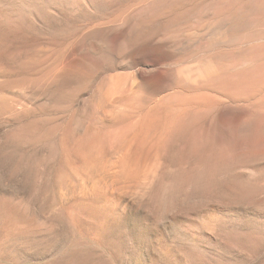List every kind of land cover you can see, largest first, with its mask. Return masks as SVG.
<instances>
[{"label": "rangeland", "instance_id": "1", "mask_svg": "<svg viewBox=\"0 0 264 264\" xmlns=\"http://www.w3.org/2000/svg\"><path fill=\"white\" fill-rule=\"evenodd\" d=\"M263 4L0 0V264H264Z\"/></svg>", "mask_w": 264, "mask_h": 264}, {"label": "bare ground", "instance_id": "2", "mask_svg": "<svg viewBox=\"0 0 264 264\" xmlns=\"http://www.w3.org/2000/svg\"><path fill=\"white\" fill-rule=\"evenodd\" d=\"M248 4H249V3H248ZM254 4H255V3H254ZM251 5H252V4H249L248 6L251 7ZM263 5H264V4H263ZM253 6H254V5H253ZM250 7H249V9H250ZM255 7H256V6H255ZM255 7H254V8H255ZM260 8H261V7H260ZM263 8H264V7H263ZM257 9H258V8H257ZM261 9H262V8H261ZM252 10H253V9H252ZM263 66H264V64H263L261 67L263 68ZM250 73H251V72H250ZM254 73L256 74V72H254ZM254 73H253V75H254ZM251 74H252V73H251ZM247 77H249V76H247ZM250 77H252V75H250ZM252 78H253V77H252ZM259 78H260V77H259ZM263 78H264V77H263ZM249 79H250V78H249ZM261 79H262V78H260V79L258 80V81H259V82H258L259 84H261V81H260ZM251 81H252V80H251ZM252 82H253V81H252ZM262 82H264V80H262ZM248 84H250V82H249ZM259 84H258V85H259ZM258 85H257V87H258ZM261 85H262V84H261ZM261 85H260V86H261ZM262 86H263V85H262ZM262 86H261V87H262ZM245 87H247V84H246ZM257 87H256V88H257ZM248 88H249V90H250L249 85H248ZM262 88H264V87H262ZM262 88H261V89H262ZM261 89H260V90H261ZM257 91H259V89H258ZM250 92H251V91H250ZM202 100H203V99H202Z\"/></svg>", "mask_w": 264, "mask_h": 264}]
</instances>
